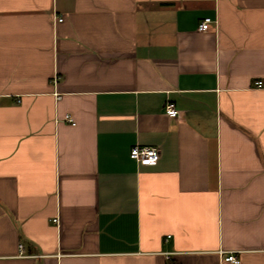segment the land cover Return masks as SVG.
Here are the masks:
<instances>
[{"label": "crops", "instance_id": "1", "mask_svg": "<svg viewBox=\"0 0 264 264\" xmlns=\"http://www.w3.org/2000/svg\"><path fill=\"white\" fill-rule=\"evenodd\" d=\"M230 252L264 264V0H0V264Z\"/></svg>", "mask_w": 264, "mask_h": 264}, {"label": "built area", "instance_id": "2", "mask_svg": "<svg viewBox=\"0 0 264 264\" xmlns=\"http://www.w3.org/2000/svg\"><path fill=\"white\" fill-rule=\"evenodd\" d=\"M213 22H215V20L211 16H206L200 22L199 29L203 31H207L210 29V24ZM256 85L258 87H262L263 81L262 80L257 81ZM165 109L168 112V114L172 117H177L179 115V111L175 107V104L172 101L165 102ZM65 119L73 125L76 124L75 118L70 113L65 114ZM130 156L138 162L155 164L160 159L161 152L157 146L136 144L132 146L130 150ZM57 220H58L57 218L53 219L54 222H56ZM224 259L226 261L232 262L233 264H241V260L237 258V256L233 252L227 254L224 257Z\"/></svg>", "mask_w": 264, "mask_h": 264}]
</instances>
